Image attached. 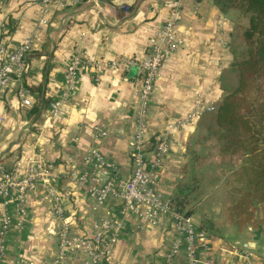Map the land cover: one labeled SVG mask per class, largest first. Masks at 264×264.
Returning a JSON list of instances; mask_svg holds the SVG:
<instances>
[{
    "label": "crops",
    "instance_id": "obj_1",
    "mask_svg": "<svg viewBox=\"0 0 264 264\" xmlns=\"http://www.w3.org/2000/svg\"><path fill=\"white\" fill-rule=\"evenodd\" d=\"M72 1L60 6L45 0H0V44L6 53L31 42L21 86L0 94V165L18 178L33 162L50 165L51 186L59 196L70 236L91 238L106 217L118 219L120 205L112 196L98 204L74 177L86 173L85 183L92 184L84 159L96 151L110 167L99 168L93 177L103 182L111 169L116 175L114 185L121 186L132 171L130 150L137 130L136 70L124 72L112 63L146 58L147 41L154 31L173 10L179 11V45L155 78L143 135L147 167L156 159L153 144L158 138L167 140L168 153L152 171L161 200L167 203L185 175L188 144L210 115L204 108H215L234 87V81L223 80L233 61L229 47L234 28L228 13L213 0ZM176 2L178 9L168 6ZM74 56L83 60L74 90L59 111L51 114L50 103L64 92L65 68ZM19 87L25 91L23 97ZM197 99L203 105L198 117L167 132V125L186 120ZM13 196L11 189L0 200L12 202ZM50 199L37 187L27 193L21 215L13 212L12 205L6 207L13 224L20 221L23 228L9 233L1 264H53L59 223ZM3 212L0 202V220ZM190 219L202 234L197 239L199 261L211 257L219 264L264 263V250L260 252L264 242L257 246L250 235L231 241L235 234L205 225L206 220L198 224L193 215ZM122 224V234L102 264L186 263L183 247L170 263L165 259L176 238L169 212L161 213L154 226L131 213ZM242 250L246 259L238 254ZM84 258L85 253L76 250L68 261L80 264Z\"/></svg>",
    "mask_w": 264,
    "mask_h": 264
},
{
    "label": "built area",
    "instance_id": "obj_2",
    "mask_svg": "<svg viewBox=\"0 0 264 264\" xmlns=\"http://www.w3.org/2000/svg\"><path fill=\"white\" fill-rule=\"evenodd\" d=\"M45 2L58 3L60 6L72 4L70 0H45ZM169 7L178 9V3L168 4ZM178 10H173L170 18L165 24L154 31L153 36L147 41V57L141 61L119 60L113 62L112 66L120 65L124 72L135 68L139 87L135 93L138 104L137 117L134 125L137 130L132 136V145L130 150V159L132 171L129 178L121 185H114L115 171L109 170V176L103 182L94 178L95 171L101 167L109 168L104 162L102 156L96 151L84 159V165L89 166L92 177V184L89 186L85 183L87 174H80L74 177L80 188L89 196L95 199L98 204H102L112 196L119 202V217L105 218L100 225L99 232L91 238H74L70 236V230L64 223L61 208L58 201L59 196L53 186H51L52 170L51 166L42 161H36L28 166L27 173L18 178L12 171L6 170L0 165V198H7L8 192L14 189L13 201H1L3 206V215L0 220V264L5 255V243L12 230L20 231L23 224L20 221L12 222V217L6 212V207L12 205L13 212L21 215L24 210L27 193L34 191L37 187L49 196L53 202V214L55 220L59 223L57 232L58 253L53 264H70L68 259L77 250L85 253V258L80 264H102L111 255L112 248L119 236L122 234V221L127 214L131 213L140 218L141 221L154 226L158 216L161 213L169 212L173 230L176 238L170 244L169 254L166 256V262L170 263L178 254L179 249L183 247L186 263L185 264H219L213 258L209 257L199 261L197 250V239L202 234L198 231L193 221L180 214L174 213L169 208V201L164 203L157 194V183L152 176V171L157 163L168 153V143L165 137L158 138L153 144L156 153L155 162L146 168L144 158V132L146 130V113L149 99L154 85L155 78L159 70L163 67L169 54L173 53L178 45L177 23L180 19ZM31 42L18 46L15 51L7 54L5 48L0 44V94L9 89L15 88L20 83L25 65L24 57L30 52ZM83 60L74 56L65 68L63 76L64 92L61 96L50 103V113L55 114L59 111L63 102L73 92L75 78L79 65ZM21 84V83H20ZM20 88V87H19ZM19 96L23 97L25 91L21 88ZM23 102V101H22ZM28 102H23L26 105ZM184 121H177L167 125V132L179 130L183 125L195 120L203 110L202 101L197 99L194 107ZM212 112L215 108H204ZM239 256L247 258L245 251L239 252Z\"/></svg>",
    "mask_w": 264,
    "mask_h": 264
},
{
    "label": "trees",
    "instance_id": "obj_3",
    "mask_svg": "<svg viewBox=\"0 0 264 264\" xmlns=\"http://www.w3.org/2000/svg\"><path fill=\"white\" fill-rule=\"evenodd\" d=\"M213 1L223 12L237 10L246 22L233 31L229 47L235 85L215 107L208 126L215 162L226 177L220 216L264 238V0ZM190 191L186 184L176 188L169 201L174 213L190 218L185 210Z\"/></svg>",
    "mask_w": 264,
    "mask_h": 264
},
{
    "label": "rangeland",
    "instance_id": "obj_4",
    "mask_svg": "<svg viewBox=\"0 0 264 264\" xmlns=\"http://www.w3.org/2000/svg\"><path fill=\"white\" fill-rule=\"evenodd\" d=\"M225 13H228L227 15L230 18L231 23L233 24V30H237L238 28H240V26L246 25L245 19L239 14L237 10L229 8L225 10ZM223 80L224 83H226L225 81H228L230 83L231 81H234L232 84L235 85L236 78L234 73L230 70V67L224 74ZM206 112L208 113L209 111ZM209 113L210 115L208 114V116L204 117V120L197 134L195 135V138L190 141L186 150V154L188 157L186 163V171L184 173L185 175L183 177V180L179 184V186L182 184H186L190 187L191 190L186 195L187 202L189 204L187 205L185 210L190 211L192 215L197 218L198 224H200L199 221L201 223H205L204 221L206 220L205 225L209 223L210 225L216 227L218 230H225L224 232L226 233L235 234L237 237L230 239L231 241H239L240 239L241 241H243L246 240L250 235L253 243H255L257 246L260 245L262 247L264 238L257 236L256 230L254 228L237 227L233 223H228V221L220 216V211H218L219 209H221L220 205L223 196L222 184L226 177L221 174L220 167L215 162V144L213 143L212 135L208 129V126L211 124L210 116L213 111ZM153 163H151L149 167H147V163L145 162L146 168H150ZM157 194L160 197L158 191ZM255 236H257V238L253 239ZM261 250H264V247L260 248V252ZM240 252H243V250Z\"/></svg>",
    "mask_w": 264,
    "mask_h": 264
}]
</instances>
